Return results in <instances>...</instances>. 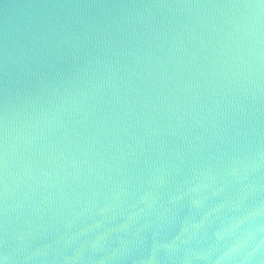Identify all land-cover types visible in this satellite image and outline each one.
<instances>
[{"label":"water","instance_id":"water-1","mask_svg":"<svg viewBox=\"0 0 264 264\" xmlns=\"http://www.w3.org/2000/svg\"><path fill=\"white\" fill-rule=\"evenodd\" d=\"M0 264H264V0H0Z\"/></svg>","mask_w":264,"mask_h":264}]
</instances>
